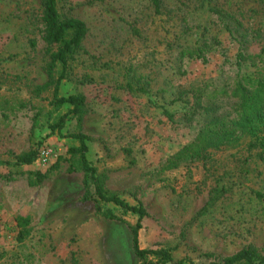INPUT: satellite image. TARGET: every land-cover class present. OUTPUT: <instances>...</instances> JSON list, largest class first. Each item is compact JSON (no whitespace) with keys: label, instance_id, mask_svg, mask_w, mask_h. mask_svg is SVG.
Masks as SVG:
<instances>
[{"label":"rangeland","instance_id":"rangeland-1","mask_svg":"<svg viewBox=\"0 0 264 264\" xmlns=\"http://www.w3.org/2000/svg\"><path fill=\"white\" fill-rule=\"evenodd\" d=\"M42 2L0 0V264H142L129 228L137 217L85 190L74 133L88 137L102 189L144 207L141 248H171L172 264H210L249 246L264 254V126L237 127L203 160L161 170L209 116L233 118L221 90L264 68V1H58L60 16L87 32L58 91L83 96L84 114L55 131L69 107L53 103ZM202 45L205 62L179 57ZM32 149L47 160L15 165ZM214 189L225 193L207 207Z\"/></svg>","mask_w":264,"mask_h":264},{"label":"trees","instance_id":"trees-1","mask_svg":"<svg viewBox=\"0 0 264 264\" xmlns=\"http://www.w3.org/2000/svg\"><path fill=\"white\" fill-rule=\"evenodd\" d=\"M58 1L60 0H43L41 16L43 26L42 39L48 47L55 46L50 51V65L48 68L49 78L53 85V103L55 106L67 105L69 107L67 112L52 126V131L61 130L65 118L69 115L81 118L84 114L85 103L84 97L79 94H70L64 97L58 96L62 81L68 80L72 74L74 57L81 50V43L87 32V28L81 20L74 17L62 18L60 16ZM153 1L158 6L157 0ZM208 51L209 47L206 45H202L196 49L185 48L180 51L179 57L181 59L194 58L205 62V54ZM240 64L241 59L238 58L237 65L239 66ZM55 67H59L60 71L58 76L53 78ZM134 91L146 93V89H143V87L134 88ZM220 95L233 100V118L209 116L207 121L200 127L195 138L165 161L161 168L162 171L176 169L185 162L203 160L209 150H219L225 144V141L234 134L237 127L239 128L251 123L264 126V68L257 69L253 73L240 75L235 80L231 90H221ZM212 112L213 109L206 111L207 114ZM166 115L172 119L171 114L166 112ZM70 137L77 141L76 143L78 144L77 147H72L70 152L76 153L79 156L85 190L92 186L96 197L95 201L98 204H112L137 217L135 225L129 227L132 234V249L135 257L142 264H172L173 250L171 248L143 249L139 246L137 235L141 228V221L146 217L144 207L140 203L129 205L120 196L106 193L99 183L95 168L87 158L88 145L86 142H88V137L83 133H74ZM37 159L38 151L32 149L18 155L15 165H31ZM224 193V190L214 189L206 206L212 207ZM86 195L87 192H85L84 196ZM97 210L107 219L120 220L110 211L102 210L99 206ZM17 222L18 225L24 226L28 220L19 218ZM24 234V232L18 233L17 239L21 240ZM174 264H185V261L181 260ZM189 264L193 263L189 262ZM210 264H264V254H258L254 248L249 246L232 256L225 257L219 261H212Z\"/></svg>","mask_w":264,"mask_h":264},{"label":"built area","instance_id":"built-area-1","mask_svg":"<svg viewBox=\"0 0 264 264\" xmlns=\"http://www.w3.org/2000/svg\"><path fill=\"white\" fill-rule=\"evenodd\" d=\"M47 155H48V151L42 149L38 155L39 160L45 162L47 160Z\"/></svg>","mask_w":264,"mask_h":264}]
</instances>
